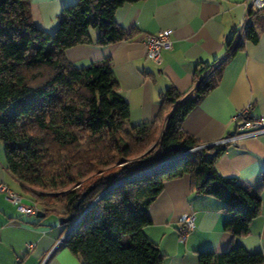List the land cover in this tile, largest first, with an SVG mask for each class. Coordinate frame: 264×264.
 Returning a JSON list of instances; mask_svg holds the SVG:
<instances>
[{"label":"trees","instance_id":"16d2710c","mask_svg":"<svg viewBox=\"0 0 264 264\" xmlns=\"http://www.w3.org/2000/svg\"><path fill=\"white\" fill-rule=\"evenodd\" d=\"M141 0H77L59 14L53 34L36 27L29 0H0V141L6 168L45 213L69 217L65 230L88 208L65 240L82 264H160L163 254L144 233L148 208L165 181L189 174L198 194L220 199L232 236L245 235L261 209V190L215 168L227 144L199 147L167 168L152 169L187 148L202 145L182 129L187 113L214 89L225 61L198 63L190 93L170 86L154 119L129 124V106L118 93L111 58L74 65L65 50L131 39L116 23L124 3ZM244 38L255 41L264 11L249 10ZM228 56L242 47L239 41ZM199 264H264V255L231 243L201 251Z\"/></svg>","mask_w":264,"mask_h":264},{"label":"crops","instance_id":"0c3cea01","mask_svg":"<svg viewBox=\"0 0 264 264\" xmlns=\"http://www.w3.org/2000/svg\"><path fill=\"white\" fill-rule=\"evenodd\" d=\"M77 0H29L36 27L53 34L62 9ZM250 0H141L124 3L115 10L117 24L133 30L131 39L99 46L97 31L90 29L93 43L76 44L65 50L74 65L111 58L118 80V93L129 106V124L151 122L160 106V97L170 86L190 93L198 63L224 60L220 80L182 121V129L201 144L219 142L242 130L233 120L235 113L251 103L249 116L264 118V28L256 27L255 41L244 38L252 16ZM171 30V46L162 50L161 62L145 57L146 35ZM242 47L228 56L227 45ZM223 176L234 177L258 187L264 176V130L239 135L228 143L214 162ZM0 181L22 192L20 182L6 168L5 148L0 141ZM18 188V189H17ZM261 209L245 235L232 236L225 225L228 214L223 202L198 194L185 174L164 182L148 208L151 223L143 230L163 254L160 264H199L198 253H221L231 243L249 253L264 255V189ZM182 214L194 216L195 227L186 239L179 236ZM64 229L53 214L36 217L21 213L0 192V264H82L66 242H58ZM27 243H33L31 249Z\"/></svg>","mask_w":264,"mask_h":264},{"label":"built area","instance_id":"2783aa9c","mask_svg":"<svg viewBox=\"0 0 264 264\" xmlns=\"http://www.w3.org/2000/svg\"><path fill=\"white\" fill-rule=\"evenodd\" d=\"M250 9L252 10H261L264 11V0H250ZM172 39H171V30L170 29H163L159 31L157 34L146 35L144 40V47H145V57L156 63L160 64L161 62V53L162 50L171 46ZM251 103L247 104L242 109H239L234 117L233 120L236 122L237 127L242 130L240 134H232L228 135L224 139L219 142L214 143H205L200 146L187 148L186 150L180 152L179 154L171 157L170 159L166 160L165 162L161 163L160 165L149 169L145 172L139 173L137 175H133L132 177H137L143 174L149 173L151 170L167 168L171 164L181 160L185 155L194 151L199 147L210 146L213 144H228L236 142V139L239 135L244 134H255L262 130H264V118H251L249 116V110L251 108ZM0 192L3 193L4 197L13 203L16 206V209L25 214H35L38 210L37 205L34 201L26 199L21 193L14 191L11 187H9L6 183L0 181ZM91 206V205H90ZM89 206V207H90ZM88 207V208H89ZM84 210L70 225L64 230L63 235L60 237L58 242L65 241L66 238L79 226L83 217L85 216L87 210ZM179 222L183 225L182 230L180 232V240L184 241L191 230L194 229V216L192 214H182L179 217ZM33 243H27L26 247L28 249L33 248Z\"/></svg>","mask_w":264,"mask_h":264},{"label":"water","instance_id":"95a60500","mask_svg":"<svg viewBox=\"0 0 264 264\" xmlns=\"http://www.w3.org/2000/svg\"><path fill=\"white\" fill-rule=\"evenodd\" d=\"M45 215V213L43 211H41L40 209H38L35 213L36 217H43ZM71 218V216L69 217H59V223L60 224H64L66 222L69 221V219Z\"/></svg>","mask_w":264,"mask_h":264},{"label":"rangeland","instance_id":"374dc122","mask_svg":"<svg viewBox=\"0 0 264 264\" xmlns=\"http://www.w3.org/2000/svg\"><path fill=\"white\" fill-rule=\"evenodd\" d=\"M18 189V188H17ZM27 195V194H26ZM28 196V195H27Z\"/></svg>","mask_w":264,"mask_h":264}]
</instances>
